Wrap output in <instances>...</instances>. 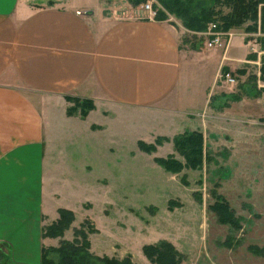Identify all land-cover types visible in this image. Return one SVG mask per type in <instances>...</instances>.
<instances>
[{"label": "rangeland", "instance_id": "rangeland-1", "mask_svg": "<svg viewBox=\"0 0 264 264\" xmlns=\"http://www.w3.org/2000/svg\"><path fill=\"white\" fill-rule=\"evenodd\" d=\"M107 1L114 4L115 12L138 16L146 14L143 6L149 3L157 11V18L179 29L182 43L208 47L206 31L211 23L205 31L190 30L184 19L160 0L136 4L133 0ZM212 2L181 0L197 16ZM259 32L246 33L243 27L228 31L224 50L233 40L227 55H240L248 45L247 54L242 57L243 63L239 62L241 58L223 62L236 79L234 83L223 81L221 67V78L214 85L208 108L200 115L190 111L173 117L150 109L93 105L86 115L95 116L91 118L94 138L88 146L99 151L87 150L93 153L82 156L78 142L71 146L63 142L65 137H60L58 141L72 155L59 158L57 150L63 147L58 143L48 145L46 140V157L53 163L45 180L49 205L43 227L56 223L58 210L66 209L61 206L55 210L57 206L53 204L73 203L74 218L62 235L45 237L42 246L71 240L73 229L84 222L94 228L88 232L94 254L120 258L129 255L133 264H156L148 260L142 248L162 240L177 250L180 264H264V91L253 85L255 64L245 63L249 56H255L249 46L257 47ZM206 50H202L203 54ZM209 50L214 54L198 80L204 84L212 81L209 72L223 51L219 47ZM238 69H245V75L236 73ZM77 113L70 116L77 117ZM56 125L60 134L68 130L64 122ZM196 131L203 137L201 168L184 167L180 172H172L159 164L158 160L167 156L184 164L174 138ZM140 142L150 150L146 151ZM55 163L61 167L53 169ZM216 195L218 201L229 204L233 220L220 218L212 210ZM5 257L7 252L0 247V264H7Z\"/></svg>", "mask_w": 264, "mask_h": 264}, {"label": "crops", "instance_id": "crops-1", "mask_svg": "<svg viewBox=\"0 0 264 264\" xmlns=\"http://www.w3.org/2000/svg\"><path fill=\"white\" fill-rule=\"evenodd\" d=\"M110 3L0 0V247L7 264L40 262L49 205L45 180L53 163L46 157V140L63 147L59 158L72 155L60 137L71 146L78 142L82 156L99 151L88 146L95 116L66 115L71 105L66 96L91 99L97 107L200 115L223 62L241 58V63L247 54L248 45L246 54L227 55L232 39L209 72L212 81L204 84L198 80L213 47L182 43L171 22L147 12L120 14ZM56 122L68 130L60 134ZM59 167L55 163L53 169ZM72 204L53 205L73 210Z\"/></svg>", "mask_w": 264, "mask_h": 264}, {"label": "trees", "instance_id": "trees-1", "mask_svg": "<svg viewBox=\"0 0 264 264\" xmlns=\"http://www.w3.org/2000/svg\"><path fill=\"white\" fill-rule=\"evenodd\" d=\"M164 7L175 12L183 18L184 25L195 31H205L209 23L215 24V31L228 32L233 29L243 27L246 33H256L260 30L263 34L259 38V44L264 47V0H213L212 4L202 10V14L191 13L189 7L183 6L181 0H160ZM143 0H133L132 3H141ZM176 7V8H175ZM154 11V19L157 18V11ZM252 56H249V58ZM231 73L229 68L223 67L221 73ZM245 69L237 70L236 73L244 74ZM264 76V67L262 68ZM238 75V74H237ZM253 85L256 86L255 76ZM248 84V83H247ZM262 92V90H259ZM71 100L72 106L67 107L66 115L70 116L76 111L81 118L87 115V112L93 109L91 99L66 96V101ZM175 148L185 160L184 164L180 161L167 156L164 159H159L158 162L167 171L180 172L184 167L190 169H199L202 167L203 160V137L200 132L185 134L181 138H174ZM140 146L146 151H149L148 145L145 146L140 142ZM150 148H152L150 146ZM216 195L215 197H217ZM212 204V210L220 217L233 220V212L228 203L224 200ZM59 217L56 223L42 228V238H54L62 235L63 231L69 227L73 221V213L69 209H59ZM87 223V222H86ZM84 222L80 228L73 229V238L71 240L61 239L58 245L51 247H41L39 264H133L131 257L99 256L90 250L88 240V232L94 231V228H89ZM142 251L144 255L156 264H180L181 258L177 250L168 241H159L156 245L146 244ZM6 258V257H5ZM7 259V258H6ZM7 261V260H5Z\"/></svg>", "mask_w": 264, "mask_h": 264}, {"label": "built area", "instance_id": "built-area-1", "mask_svg": "<svg viewBox=\"0 0 264 264\" xmlns=\"http://www.w3.org/2000/svg\"><path fill=\"white\" fill-rule=\"evenodd\" d=\"M144 10L148 12L150 17H154V11L152 10L149 3L144 4ZM216 25L210 24L207 29V34L209 35V39L207 41V46L212 47H219V48H225L226 47V40L228 39V32H222V31H215ZM258 37H262L263 34L261 32L258 33ZM257 43V47L250 46L249 49H251V54L254 56L253 58H247L248 60H245V63H248V61H251L255 65V79L257 88L259 90L264 91V76L262 73V68L264 67V47H261L259 44V41H255ZM248 65V64H246ZM220 76V75H219ZM222 80L229 83H234L235 77L231 73H225L222 75ZM221 78V76H220Z\"/></svg>", "mask_w": 264, "mask_h": 264}]
</instances>
